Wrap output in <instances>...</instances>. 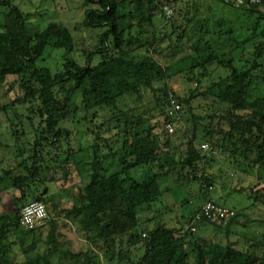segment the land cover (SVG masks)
<instances>
[{"label": "trees", "instance_id": "trees-1", "mask_svg": "<svg viewBox=\"0 0 264 264\" xmlns=\"http://www.w3.org/2000/svg\"><path fill=\"white\" fill-rule=\"evenodd\" d=\"M185 1L84 0V25L104 27V31L99 33L94 50H86L82 63L74 55L75 38L65 24L50 21L41 28L30 21L31 14L15 0H0V89L13 97L9 104H0V113L10 116L9 112L20 106L31 105L28 117L31 121L33 115L39 117L30 156L34 162L29 163L28 158L0 176V180H8L4 182L6 187L22 193L11 200L17 209L0 214V264H15L9 255L10 250L18 248L25 258L20 264H264L263 239L240 249L230 242L198 237L195 231L166 226L162 211L156 207L165 191L163 182L176 169L169 168L171 152L162 131L163 128L172 135L166 129V123L172 120L168 114L171 94L182 105L180 123L184 121L186 129L187 121L193 123L184 132L187 138L179 160V175L182 169L190 168L207 192L204 202L212 200L210 193L217 190L205 166L211 153L220 151L236 170L264 176V112H239L243 96L259 97L264 107V39H257L264 38V32L252 37L256 42L253 54L236 66L233 52L241 49L243 54L251 38L247 41L234 34L226 37L211 32L207 22H199L198 17L194 18L197 24L190 23L197 26L193 35L199 33L192 44L188 72L195 76L190 81L198 76L200 83V77L213 64L229 71L212 86L224 88L222 101L210 106L205 117L198 116L192 113L197 88L191 89L189 96L175 94L169 84L170 66L154 57L163 37L156 27L157 15H163L165 22L179 29L176 13L191 21L183 8ZM165 4L174 10L172 18H167L161 9ZM245 9L264 19V12L257 8ZM226 44L229 45L225 47ZM142 49L143 54L138 52ZM231 93L232 97L227 98ZM81 110L103 112L105 132L113 131L110 140L117 144V150L109 147L110 152L105 154L99 152V144L92 146L89 182L79 201L66 210L69 221L63 223L75 224L80 237L90 244L87 249L74 251L58 240L62 233H58L56 217L48 215L43 225L29 229L21 225L20 213L34 201L53 203L59 210L56 195L48 194V184L56 178L44 172L39 162L45 160V150L49 149L50 155L54 150L61 151L62 138L69 136V130L62 125ZM186 112L190 120L185 119ZM201 118L209 121L198 123ZM200 125L202 135L198 132ZM12 132L17 136L16 130ZM202 144L210 148L202 149ZM70 153L69 148L53 155ZM109 154L117 156L119 162L111 172L106 166ZM255 197L264 203V193L256 192ZM239 214L236 211L223 223L238 221Z\"/></svg>", "mask_w": 264, "mask_h": 264}, {"label": "rangeland", "instance_id": "rangeland-1", "mask_svg": "<svg viewBox=\"0 0 264 264\" xmlns=\"http://www.w3.org/2000/svg\"><path fill=\"white\" fill-rule=\"evenodd\" d=\"M83 1L15 0V3L26 13H30V21L41 28H45L50 21L65 24L75 38L74 55L83 63L86 60V50H94L99 39V33L104 31V27L94 29L84 25L85 8ZM246 7L237 3V0H186L183 8L189 14L188 17L191 16V21L185 20L184 15L180 17L176 13L178 18L176 26L179 29L165 22L166 20L161 14H158L155 19L158 34L163 37L158 51L154 52V57L163 64L170 66L171 79H169V84L175 94L181 97L189 96L190 90L197 88L196 97L192 103L193 114L205 117L210 106L215 102L222 101L225 96L223 94L224 88L212 89V86L219 82L221 77L228 75L229 71L221 65L213 64L200 77V83L197 82L198 76L194 81H190V78L195 76L194 73L188 72L193 56L192 44L199 34L193 35L197 26L192 27L191 24H197L198 21L204 24L207 22L205 25L211 32L223 34L226 37L234 34L240 39L246 38L247 41L251 38L252 42L246 44L243 54L240 55L241 49L233 52L234 64L240 66L250 53L253 54V42L255 40L252 37L260 36L261 31L264 32V19L259 18L257 12L253 14L247 11ZM195 17H198L199 20L196 21ZM179 25L186 27V31L181 30ZM209 36L207 35L206 38L210 39ZM257 39L261 41L264 38L258 37ZM228 45L226 44L225 47ZM138 52L144 53L143 49ZM213 91L217 94L212 93ZM11 95L12 93L7 94L1 88L0 104H9L13 98ZM230 97H232V93L227 98ZM242 100L243 109L239 110L241 114L251 115L252 113L264 112L263 101L259 97L254 95L243 96ZM30 107L31 105L20 106L18 110L9 112L10 116L0 113V176H3L4 171H8L10 167H16L18 163L26 161L33 153V143L37 137L34 128L39 126V117L33 115L32 121L30 120L28 117L30 116L28 111ZM97 113L98 115H96ZM102 115L104 114L100 110L96 113L94 110L79 111L77 117L63 123L62 126L69 130V136L62 138L61 151H53V154L55 152L62 153L70 148L73 153H70V156L64 154L63 157H58L48 154L49 149H47L44 151L45 160L40 161L38 159L39 164H41L40 168L44 172L53 173L56 178V181L48 184V194L56 195L59 210L54 208L53 203L47 204L49 217L58 219V233H62L58 240L74 251L87 249L90 244L80 237L81 234L75 224L71 223L69 226H65L63 223L69 221L65 215L66 210L79 201L84 186L89 182L90 165L88 162L92 157V146L99 144V152L105 154L110 152L109 147L117 150V144L110 140L113 131L108 134L105 132ZM189 118L190 113L186 112L185 119L190 120ZM208 121V119L202 120L201 118L198 123H207ZM192 124L190 120L187 121L186 126L189 128L192 127ZM200 126L198 132L202 135V125ZM188 128H185L184 121L182 124H176V131L172 135H167L162 128L163 134L167 138V149L171 152L169 168L176 167V169L163 182L162 186L165 191L163 197L156 203V207L162 211V221L166 226L184 231L188 228L195 211L201 207L208 196L201 182L196 180L190 168L182 169L181 175H179L181 167L179 160L182 158L181 151L185 149L187 138L184 132ZM13 129L17 131V136L15 132H12ZM209 156V161L205 164L208 174L217 185L221 184L216 191H211L212 200L226 203L240 214L238 221L232 224H224L223 222L197 223L196 236L222 243L230 242L240 249L248 248L252 242H260L262 239L264 241V203L255 197L256 192L264 193V176L259 178L255 173L239 171L233 166L229 168V162L224 159L225 157L221 155L220 151L211 153ZM29 160V163L34 162L33 157ZM106 166L109 172L116 170L119 166L117 156L109 154ZM202 167L200 165V168ZM7 181V179L5 181L0 180V214L17 209V204L11 200L13 197L18 198L22 195L19 189L6 187L4 182ZM29 196L32 198L33 195ZM49 226H47L48 229L51 227ZM9 256L16 260L15 264H20L25 259L19 248L10 250Z\"/></svg>", "mask_w": 264, "mask_h": 264}, {"label": "built area", "instance_id": "built-area-1", "mask_svg": "<svg viewBox=\"0 0 264 264\" xmlns=\"http://www.w3.org/2000/svg\"><path fill=\"white\" fill-rule=\"evenodd\" d=\"M237 3L247 7L257 8L261 12H264V0H237ZM161 9L167 18H172L174 10L169 4L161 6ZM181 113L182 105L179 103L178 99L171 94L168 114L171 116L172 120L166 123V129L169 134L175 133L176 124L181 122ZM201 148L207 150L210 147L208 144H202ZM48 215L47 205L40 201H34L21 209L20 223L26 228L34 229L39 225H43L48 219ZM235 215L236 211L232 207L219 204L213 200H207L203 202L200 209L196 211L187 229L196 231V224L200 222H227Z\"/></svg>", "mask_w": 264, "mask_h": 264}, {"label": "crops", "instance_id": "crops-1", "mask_svg": "<svg viewBox=\"0 0 264 264\" xmlns=\"http://www.w3.org/2000/svg\"><path fill=\"white\" fill-rule=\"evenodd\" d=\"M230 167H231V165L229 164V168H230ZM220 185H221V184L217 185V187L220 186ZM202 204H203V203H202ZM63 216H64V215H63Z\"/></svg>", "mask_w": 264, "mask_h": 264}]
</instances>
